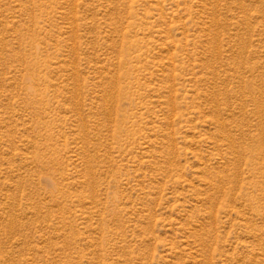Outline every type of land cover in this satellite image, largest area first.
<instances>
[{"label": "rangeland", "instance_id": "rangeland-1", "mask_svg": "<svg viewBox=\"0 0 264 264\" xmlns=\"http://www.w3.org/2000/svg\"><path fill=\"white\" fill-rule=\"evenodd\" d=\"M0 264H264V0H0Z\"/></svg>", "mask_w": 264, "mask_h": 264}]
</instances>
